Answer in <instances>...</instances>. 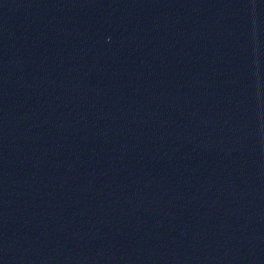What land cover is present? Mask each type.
Instances as JSON below:
<instances>
[{"label": "water", "instance_id": "water-1", "mask_svg": "<svg viewBox=\"0 0 264 264\" xmlns=\"http://www.w3.org/2000/svg\"><path fill=\"white\" fill-rule=\"evenodd\" d=\"M0 264H264V0H0Z\"/></svg>", "mask_w": 264, "mask_h": 264}]
</instances>
